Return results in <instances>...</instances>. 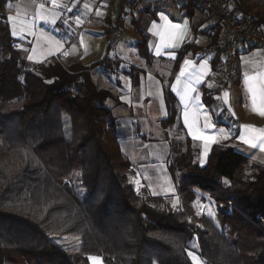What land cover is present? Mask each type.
<instances>
[{
    "label": "trees",
    "instance_id": "16d2710c",
    "mask_svg": "<svg viewBox=\"0 0 264 264\" xmlns=\"http://www.w3.org/2000/svg\"><path fill=\"white\" fill-rule=\"evenodd\" d=\"M8 1L0 0V264H91L89 256L105 264H193V241L208 264H264V164L217 144L201 165L188 138L174 144L170 163L180 206L137 190L106 105L115 95L94 78L97 69L115 73L122 61L109 50L91 64L65 65L59 56L29 61L14 45ZM146 45L139 43L144 56ZM197 50L187 44L180 55ZM165 96L169 126L178 114L172 93ZM205 194L216 203V219L194 207ZM63 237L79 247L65 248L56 240Z\"/></svg>",
    "mask_w": 264,
    "mask_h": 264
},
{
    "label": "crops",
    "instance_id": "0c3cea01",
    "mask_svg": "<svg viewBox=\"0 0 264 264\" xmlns=\"http://www.w3.org/2000/svg\"><path fill=\"white\" fill-rule=\"evenodd\" d=\"M227 2L233 13H252L257 17L262 16L264 19V0H227ZM34 3L40 6L35 0ZM43 6L41 11L38 10L34 17L29 16L26 18L17 13L8 14V17L17 18L18 32L19 22L23 21L26 25L24 32L15 36L12 34V36L15 43H18L17 47L23 50L27 59L29 55L34 57L33 60L28 59L29 61L43 62L49 60L52 56H59L66 64L74 61L91 64L104 57L100 56L98 58L99 53L94 58H89L92 55L91 53L86 56L87 50L84 48V43L82 44L80 40L77 43L65 45L55 38L58 43L56 46L51 48L42 45L37 46L38 36L42 33L49 35L45 29L56 27L60 18V11L57 7ZM47 8L52 11L47 10ZM41 16L46 17V19H41ZM162 17L167 19L165 20ZM98 21L101 22L98 25L99 27L95 29L94 23L93 26L91 25L94 28L89 27L87 29L106 33L108 30L106 21L104 19H98ZM153 24L156 25L155 28H153ZM10 25L13 32V26L11 23ZM126 25L131 26L132 30L129 29L130 27L128 30L133 33L131 46H134L137 52L140 53L139 43L145 39L147 41L146 51L148 56H146L144 62H139V66H137L121 58L120 54H116L115 57L122 61L120 70L118 69L116 73L119 74L116 79L117 91L114 93L115 98L108 99L106 105L112 110L113 115L117 119L121 133L119 139L121 147L122 134L127 129L136 131V133H133L131 141L126 143L132 142L138 147L143 143L150 142L158 146L155 147L154 153L155 155L159 154V157L155 158L151 165L143 164L144 166L142 165L139 170L144 180L143 183L148 180L150 183L153 182L155 184L152 188L153 190L151 189L149 193L156 196H170L171 200L181 201L178 194L177 181L170 169V162L165 155L168 152L171 153L169 149L172 146L171 139H178L179 143L184 144L188 138L192 140L190 145L194 150L197 149L198 156L203 155L204 142L200 139H194L191 131L218 139V143L209 145L207 158L215 145L225 144L234 147L250 160L264 164V151L261 150L259 140H257V147L251 148L239 139L242 134H245L243 127L245 125L257 130L264 129V115L260 114L261 111H264V99L261 98L260 92L257 90L256 110H254L252 93L249 91L246 82L247 76L264 73V48L246 42L239 44L240 68L234 83L224 91V93H228L227 102H225L223 93L224 101L220 104L213 96L212 83L215 75L222 68L221 58L219 56H207L194 60L195 53L193 51L186 53L183 57L180 55V50L187 44H190L192 50L199 49L205 45L217 43L221 34L220 29L202 17L201 11L197 7H178L172 1H146L139 12L138 21L133 20L131 17L125 18L122 24L123 32L127 27ZM170 25H180L181 27L180 29H173ZM259 26L264 28V24ZM180 32H183L182 38H179ZM173 33L177 35L173 36ZM116 44L109 42L106 53L108 50L111 52L110 49L116 47ZM171 44L176 46H165ZM158 49L159 55L156 54ZM64 53L68 54L65 55ZM172 54H174L175 58H172ZM186 59L191 60L192 65L187 68L185 76L181 77L180 83L177 84L176 78L180 75ZM205 62L207 67L202 69L201 65ZM131 68L142 73H155L152 89L144 88V80L142 82L141 75L136 78ZM112 74L105 77L111 80ZM197 75L200 76L199 83L195 79ZM173 86H175V91ZM188 87L195 89V91H190L182 99L185 89ZM166 90H169L174 96L178 114L175 123L169 126L164 125V121L171 114L166 102ZM196 97H199V99L197 100ZM206 97H210L213 100V106L207 104ZM186 112L188 113V122L192 124L191 131L188 124L185 123ZM226 113H232L238 118L239 125L236 130L232 128ZM224 134H227L229 138L224 139ZM251 135L259 136V133L254 132ZM168 182L172 183V188H167L166 183ZM135 188L137 190L140 189V187L137 188L136 186ZM101 259L102 263L105 264L102 257Z\"/></svg>",
    "mask_w": 264,
    "mask_h": 264
},
{
    "label": "built area",
    "instance_id": "2783aa9c",
    "mask_svg": "<svg viewBox=\"0 0 264 264\" xmlns=\"http://www.w3.org/2000/svg\"><path fill=\"white\" fill-rule=\"evenodd\" d=\"M146 1H172L178 7L193 5L201 11L204 19L212 22L221 34L217 43L205 45L194 54V60L207 56H219L221 70L215 75L212 93L218 103H223V93L235 80L240 68L238 46L242 42L264 48V28L255 26L252 13H233L227 0H57L60 18L56 27L45 31L63 44L77 43L80 34L91 27L98 19L106 21L112 43H119L123 32L120 24L122 11L126 17L139 20V12ZM38 5L54 7L52 0H35ZM71 9V11L69 10ZM233 129H237L239 120L232 113L228 114Z\"/></svg>",
    "mask_w": 264,
    "mask_h": 264
},
{
    "label": "rangeland",
    "instance_id": "374dc122",
    "mask_svg": "<svg viewBox=\"0 0 264 264\" xmlns=\"http://www.w3.org/2000/svg\"><path fill=\"white\" fill-rule=\"evenodd\" d=\"M41 9L42 8L40 6L35 5L34 0H9L7 3V14L17 13V14H21L22 16H25L26 18L29 16L34 17L36 15L37 11L38 10L41 11ZM47 10H51V9L47 8ZM100 23L101 22L98 21L94 24L95 29L97 27H99L98 25ZM126 26H127L126 29L124 30V32H122L120 43H117L116 47L111 48V55L113 57H115L116 54H118V55L120 54L119 56L121 58H123L124 60H126L127 62H131L132 64L139 66L138 65L139 62L145 61L146 54L144 56L143 54L138 53L137 50L135 49V47L131 46V43L133 40V33L131 31L132 30L131 26H128V25H126ZM94 27H91V28H94ZM128 28L131 30H128ZM40 33H42V32H40ZM79 40L82 42V44L84 43L83 44L84 48L87 50L86 56H88L90 53L92 54L89 58H94L95 56H97L98 53H99L98 58H100V56L101 57L104 56V54L106 53V48H107L108 43L112 42L110 35H107L105 32H99V31L95 32L93 29L84 30L80 34ZM56 41L57 40L53 36H51L50 34L46 35V34L42 33V34H40V36H38L37 46L42 45L44 47H50L51 48L53 46L58 45V43ZM14 45L17 47L18 43L14 42ZM64 64L69 65V64H66L65 62H64ZM119 70H120V68H119ZM131 70L133 71V75H135L136 78L139 75H141L142 82L144 80V88L152 89V87L154 85L153 81L155 80V78H154L155 73H153V72L152 73L151 72L142 73V72H139L133 68H131ZM116 73H117V70L115 71L114 74L111 75V80H110L107 77L103 76L104 74H102L101 69H97L94 72V78L100 87L110 88L112 91H114L113 93H115L117 91L116 79H117V75H119ZM139 73H141V74H139ZM69 127H70V125H69V122L67 119L66 120V128H67L68 132L70 131ZM133 133H136V131L129 130V129L123 131V134H122L123 138L121 141L122 142V148H123L124 152L129 156L131 163H132V167H133V172L130 173L129 177H130V180L133 182V184H135V186L137 188L140 187V189H138V190L149 192L155 186V184L153 182L150 183L148 180H146V183H143L144 180L142 179V176L140 174L141 172H139V170L143 164L144 165H146V164L151 165L153 163V161L155 160V158L159 157V154L155 155V153H154L155 147H158V146L151 144L150 142L149 143L148 142L143 143V144H141V146H138V147L136 144H134L132 142L129 144L126 143L127 141H131ZM125 137H127V138H125ZM177 140L178 139H175V140L171 139V142H172L171 145L172 146L169 148L171 153L168 152L167 155L164 154L168 158L170 163H173L174 162L173 160L176 157L175 152H174V148H175L174 144H178V143H176V142H178ZM169 149H168V151H169ZM201 159L204 160V164H205L207 156L206 157L204 156V152H203V155H200L197 158V160L199 162ZM73 184H74L77 192L81 196H83L85 194V190L82 187L80 177H78L76 175L73 178ZM166 186H167V188H172V183L168 182V183H166ZM172 200H173L172 203L173 204L176 203L177 206H180V204L182 203L181 201L177 202V200H175V199H172ZM194 207L199 214L208 215L209 212H212L213 213L212 217L214 219L217 218L218 210H217L216 203H215L214 199L208 194L199 196L194 201ZM56 240L59 243H61L65 248H68V249H75V248L79 247V241L76 239H72L70 237L57 238ZM190 252L198 258L199 264H208L207 261L200 254L199 243L197 241H193L190 243L189 253ZM97 257H100V256H97ZM190 258H191V261L193 263L192 256H190ZM91 264H93V262H91Z\"/></svg>",
    "mask_w": 264,
    "mask_h": 264
},
{
    "label": "snow or ice",
    "instance_id": "6c2138e0",
    "mask_svg": "<svg viewBox=\"0 0 264 264\" xmlns=\"http://www.w3.org/2000/svg\"><path fill=\"white\" fill-rule=\"evenodd\" d=\"M52 4L54 7H58L59 5L57 4V0H52ZM41 8H43V5H40ZM71 11V9H69ZM41 19H46V17H43L41 16L40 17ZM163 19H167L166 17H162ZM8 20L9 22L12 24L13 26V32L12 34L15 36V35H18L20 34L21 32H24L26 30V25L23 21L19 22V32L17 31V18L16 17H13V16H9L8 17ZM54 22V21H53ZM156 25L153 24V28H155ZM171 28L173 29H180V25H170ZM185 27H186V24H185ZM173 36H176L177 34L176 33H173L172 34ZM183 37V32H180L179 33V38H182ZM162 40H163V36L161 37ZM165 46H171V47H175L176 45L175 44H171V45H165ZM35 51V50H34ZM65 55H67L68 53H64ZM157 55L160 54L159 52V49L157 50ZM33 56L32 55H29L28 56V59L29 60H33ZM172 58H175L174 57V54H172ZM192 65V61L191 60H188L186 59L184 61V67L181 69V72H180V75L177 76L176 80H177V84L180 83V80H181V77L185 76V73L187 71V68L189 66ZM207 67V64L206 62L204 64L201 65V68L204 69ZM196 79V82L199 83L200 82V76L197 75L195 77ZM246 82L248 84V88H249V91L252 93V102H253V106H254V110L255 109V105H256V93H257V90H259L260 92V95H261V98L264 99V73H257L256 75H251V76H247L246 77ZM48 83H54V81H49ZM258 86V88H257ZM209 87H211V85H209ZM173 90L175 91V86H173ZM190 91H195V89H192L190 87L186 88L185 89V93H184V96L182 97V99H184V97H186L188 95V93ZM227 96H228V93L225 92L224 93V97H225V102H227ZM196 99L198 100L199 97H196ZM261 115H264V111H261L260 112ZM207 119V117H206ZM185 123L188 124V127L190 129V131L192 130V124H190L188 122V113L186 112L185 113ZM207 126V125H206ZM244 129H245V134H242L239 139L247 144L249 147L251 148H256L257 147V140H259L260 142V145H261V150L264 151V129H254V128H251V126H243ZM221 132H223V130H221ZM254 132H258L259 133V136H256V135H251V133H254ZM191 134L193 135V138L194 139H200L204 142V156L206 157L207 156V153L209 151V145L210 144H213V143H218V139L216 137H213V136H205V135H201V134H198V132H195V131H191ZM247 137V138H246ZM224 139H228V135L227 134H224L223 136ZM200 163L201 165L204 164V160L201 159L200 160ZM225 183H229L228 181H225ZM177 205L176 203L173 204V208H175ZM208 215L210 217L213 216V213L212 212H209ZM190 256H192V259H193V264H199L198 262V258L196 256H194L191 252L189 253ZM89 261L93 262V264H102V259L100 257H97V256H89L88 257Z\"/></svg>",
    "mask_w": 264,
    "mask_h": 264
}]
</instances>
